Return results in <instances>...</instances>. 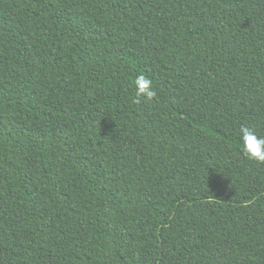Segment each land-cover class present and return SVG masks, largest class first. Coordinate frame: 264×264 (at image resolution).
<instances>
[{
	"label": "trees",
	"instance_id": "obj_1",
	"mask_svg": "<svg viewBox=\"0 0 264 264\" xmlns=\"http://www.w3.org/2000/svg\"><path fill=\"white\" fill-rule=\"evenodd\" d=\"M242 125L264 0H0V264H264Z\"/></svg>",
	"mask_w": 264,
	"mask_h": 264
},
{
	"label": "clouds",
	"instance_id": "obj_2",
	"mask_svg": "<svg viewBox=\"0 0 264 264\" xmlns=\"http://www.w3.org/2000/svg\"><path fill=\"white\" fill-rule=\"evenodd\" d=\"M133 85L137 97L143 96L151 100L157 95L153 81L144 75L137 76ZM239 136L245 155L257 162H264V137L258 136L252 127L244 125L239 128Z\"/></svg>",
	"mask_w": 264,
	"mask_h": 264
}]
</instances>
